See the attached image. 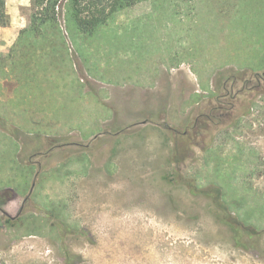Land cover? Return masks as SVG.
Masks as SVG:
<instances>
[{
	"label": "rangeland",
	"instance_id": "1",
	"mask_svg": "<svg viewBox=\"0 0 264 264\" xmlns=\"http://www.w3.org/2000/svg\"><path fill=\"white\" fill-rule=\"evenodd\" d=\"M31 1L0 53V264H64V252L79 264H264V95L179 167L168 142L118 140L124 108L161 92L157 78L178 70L186 86L220 90L221 74L261 73L264 0H144L71 37L65 0L41 36ZM174 169L216 185L258 234L238 238L212 192L176 185Z\"/></svg>",
	"mask_w": 264,
	"mask_h": 264
},
{
	"label": "flooded vegetation",
	"instance_id": "2",
	"mask_svg": "<svg viewBox=\"0 0 264 264\" xmlns=\"http://www.w3.org/2000/svg\"><path fill=\"white\" fill-rule=\"evenodd\" d=\"M223 75L219 78L220 90L212 84L209 90H201L200 86H184L181 74L176 75L174 80L167 75L165 85H162V80L155 79L160 84L161 92L146 97V91L140 92L138 97L142 102L145 101V106L142 109L124 108L123 119L118 120V140L130 137L138 143L150 140L168 142L170 149L167 157L176 167L190 157L191 147L196 146L205 151L219 131L249 114L254 99L264 95V70L254 74L240 72L227 79ZM118 96L121 94L118 93ZM128 97H124L125 102L129 101ZM187 104L190 105V112L186 109ZM202 104L205 110H199ZM194 110L195 113L190 116ZM229 114H233L236 119L226 122L225 117ZM173 158L178 160L174 163ZM174 174L176 185H187L181 181L177 169H174ZM189 182L194 184L193 181ZM212 188L209 185L206 189L212 191Z\"/></svg>",
	"mask_w": 264,
	"mask_h": 264
},
{
	"label": "trees",
	"instance_id": "3",
	"mask_svg": "<svg viewBox=\"0 0 264 264\" xmlns=\"http://www.w3.org/2000/svg\"><path fill=\"white\" fill-rule=\"evenodd\" d=\"M5 1L0 0V27H4L8 23V17L5 12ZM142 1L144 0H65L62 8H64V27L67 35L71 37L74 32L81 36H91L99 27L107 24L116 13L134 7ZM31 5L34 10L30 21V28L28 29L33 30L38 36H41V33L36 31L41 30V26L48 22L56 24L57 11L60 9V4H58V0H32ZM172 160L175 163L178 159L173 158ZM181 181L187 183L186 186L193 195L201 192L206 193V191L212 192L214 207L224 214L226 222L238 238L244 234L249 237H254L258 234L259 231L254 229L253 226L245 223L241 224L229 215L230 213L227 212L226 206L220 198L219 188L216 185L212 184L211 188H213L210 191L206 188H197L195 183L189 182L190 180L182 178ZM78 261L79 257L64 252V264H79Z\"/></svg>",
	"mask_w": 264,
	"mask_h": 264
},
{
	"label": "crops",
	"instance_id": "4",
	"mask_svg": "<svg viewBox=\"0 0 264 264\" xmlns=\"http://www.w3.org/2000/svg\"><path fill=\"white\" fill-rule=\"evenodd\" d=\"M29 1L30 0H6L5 2L6 14L7 16L10 17V19L6 26L0 27V53L5 54L9 52L11 46L14 44L16 40V37L18 36L19 31L24 28L25 25H22L21 27L19 21H15L14 19L16 18V15L20 14V9L26 7ZM178 74L181 73L177 70L176 73H169V76L172 80H174V77ZM184 86H186L185 83ZM37 173L38 172H36L35 175ZM34 180H35V176L33 177L29 190L31 189L33 190L34 185L33 188L31 187L32 184H34ZM30 194L28 191V194L26 196L29 197ZM27 197H25L24 200L22 201L21 208L24 205L25 201L27 200Z\"/></svg>",
	"mask_w": 264,
	"mask_h": 264
},
{
	"label": "water",
	"instance_id": "5",
	"mask_svg": "<svg viewBox=\"0 0 264 264\" xmlns=\"http://www.w3.org/2000/svg\"><path fill=\"white\" fill-rule=\"evenodd\" d=\"M33 185H34V184H32V187H31V188H33ZM31 191H32V189L29 191V194L31 193Z\"/></svg>",
	"mask_w": 264,
	"mask_h": 264
}]
</instances>
